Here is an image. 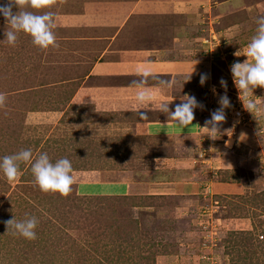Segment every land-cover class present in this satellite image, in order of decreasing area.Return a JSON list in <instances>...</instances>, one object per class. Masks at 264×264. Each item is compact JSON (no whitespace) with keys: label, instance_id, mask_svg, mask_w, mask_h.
I'll return each mask as SVG.
<instances>
[{"label":"rangeland","instance_id":"1","mask_svg":"<svg viewBox=\"0 0 264 264\" xmlns=\"http://www.w3.org/2000/svg\"><path fill=\"white\" fill-rule=\"evenodd\" d=\"M59 1L27 10L35 14L52 12L55 17ZM187 1L192 3L182 8L183 14L194 18L188 39L192 44L193 37H202L203 50L208 53L204 60L210 65L207 88L198 97L208 107L203 110L207 114L215 111L219 96L225 93L234 104L231 111L225 110L226 120L219 126L217 139L207 141V136L188 167L210 181L241 183L242 179L244 194L216 196L215 200L204 199L203 195L163 199L134 196L105 201L108 207L92 212L97 198L79 196L85 185L76 173H72L74 183L66 196L45 193L34 183L31 164L21 163L18 178L12 183L0 173V264H264V111H245L243 103L247 99L235 87L230 72L233 63L247 59L242 53L256 33L257 18L264 16V0ZM6 29V21L0 16V92L7 96L6 104L0 107V158L22 149L32 150L33 161L41 153H47L53 162L64 158L67 155L60 153V147H53V139L48 137L53 120L27 119L30 112L53 110L56 55L51 46L46 50L34 46L31 37L22 32L10 46L4 40ZM237 51L242 56H235ZM221 79L227 82L226 89ZM248 98L264 109V88L257 87ZM234 111L246 112L244 118L235 116ZM238 129L246 132L242 139L239 135L234 153L258 165L234 174L217 170L215 178L211 166L219 157H227V151L223 149L221 154L216 142L229 134L235 141ZM210 158L213 160L208 163ZM32 216L39 221L35 240L6 232L4 222ZM229 217L248 222V227L242 225L234 231L230 222H219ZM76 222L78 226L73 224ZM94 247L113 263H89L94 256L89 249ZM95 259L100 260L98 256Z\"/></svg>","mask_w":264,"mask_h":264},{"label":"crops","instance_id":"2","mask_svg":"<svg viewBox=\"0 0 264 264\" xmlns=\"http://www.w3.org/2000/svg\"><path fill=\"white\" fill-rule=\"evenodd\" d=\"M187 3L192 2L60 0L56 5L53 110L30 112L27 119L53 120L48 137L53 139V147H60V153L67 155L64 158L71 161L73 173L83 180L85 187L79 196L163 199L203 195L215 200L216 196L244 194L242 179L241 183L214 182L188 167L206 143L207 135L201 128L210 119L206 110L196 109L192 125L182 128L169 118L170 113L156 107L167 102L174 111L185 95L204 103L198 97L210 78L203 86L199 80L200 74L210 76V65L204 60L208 53L202 37H193L192 44L188 39L194 18L183 14ZM145 64L158 77L149 78L146 85L156 91L157 98L155 104L138 110L148 116L141 120L133 81L139 79L135 69ZM159 80L171 81L173 86L162 88ZM235 132V141L229 134L216 142L221 154L223 149L227 151V157H219L211 166L215 178L217 170L234 174L258 165L234 153L239 135L242 139L246 131ZM212 140L207 137V141ZM238 220L229 217L219 222H230L234 231L242 225L248 227V222Z\"/></svg>","mask_w":264,"mask_h":264},{"label":"clouds","instance_id":"3","mask_svg":"<svg viewBox=\"0 0 264 264\" xmlns=\"http://www.w3.org/2000/svg\"><path fill=\"white\" fill-rule=\"evenodd\" d=\"M52 2L53 0H0V16L5 19L7 24L4 40L10 46H14L18 34L22 32L30 36L32 44L42 50H46L50 46L57 47L53 31L57 27L54 14L52 12L35 14L33 11L27 10H39L49 6ZM14 9L17 10L14 11ZM256 24V33L242 53L247 59L243 62L237 61L230 66L235 87L247 99V103H243V106L245 110L252 114L264 111L256 101L248 98V94H253V90L257 87L264 88V16L257 18ZM234 55L237 57L242 56L240 51H237ZM193 72L194 70L188 75L187 81L191 79ZM135 75L139 77L138 80L133 81L136 88L137 114L141 120H147V114L138 110L146 105L156 103V91L146 85L149 78L156 80L158 77L149 64L138 66L135 69ZM208 79V74H200V85L203 86ZM220 84L223 88H227L225 80L221 79ZM159 85L162 88H171L173 82L159 80ZM212 91L215 95V88ZM6 101V94L0 92V107L4 106ZM218 105L219 107L210 114V119L206 120L204 126L201 127L211 139H216L215 136L218 133L219 126L226 120L225 110L231 107L230 98L226 93L219 96ZM156 107L162 113H170L169 118L175 121L177 127L183 128L192 125L195 110L198 108L203 109L204 105L198 102L195 96L185 95L181 103L175 106L174 111L169 110V103L167 102H160ZM21 163L31 164L34 183L42 192L60 193L66 196L71 191L74 177L72 175V163L68 158H60L53 163L47 153H41L33 161L31 149H22L15 154L4 156L0 158V173L9 183L18 178ZM4 223L6 232H11L13 236L22 237L26 240L37 238L36 228L39 221L35 216L23 220H17L13 217Z\"/></svg>","mask_w":264,"mask_h":264},{"label":"trees","instance_id":"4","mask_svg":"<svg viewBox=\"0 0 264 264\" xmlns=\"http://www.w3.org/2000/svg\"><path fill=\"white\" fill-rule=\"evenodd\" d=\"M207 84V83H206ZM206 85H204L203 87H205ZM206 88V87H205ZM204 88V89H205ZM51 162H53V160L51 161ZM54 163V162H53ZM89 199V198H88ZM121 199H125V200H127L128 198H97V204L95 205V207L93 208V209H90L92 212H100V211H102V210H104L103 208H106V207H108L107 206V203L105 202V201H114V200H121ZM130 199H134V198H129V200ZM151 199H153V198H151ZM90 210H88L89 212H90ZM91 212V213H92ZM90 213V214H91ZM88 221V220H87ZM68 222V221H67ZM84 222H86L85 220H84ZM99 223V222H98ZM73 224H75L76 226H78V222H76V223H73ZM79 234V233H78ZM80 234H81V236H83L84 238L85 237H87V233H83V232H80ZM89 240V239H88ZM92 253H93V255L94 256H91L92 257V261L90 262V260H89V263H99L98 261H102V262H104V263H113V262H111V261H109V259H107V257L106 256H102V255H104V252H101V250L99 249V248H96V247H94L93 249H89ZM96 256H98L99 258H100V260H98V259H95V257ZM97 261V262H96Z\"/></svg>","mask_w":264,"mask_h":264},{"label":"built area","instance_id":"5","mask_svg":"<svg viewBox=\"0 0 264 264\" xmlns=\"http://www.w3.org/2000/svg\"><path fill=\"white\" fill-rule=\"evenodd\" d=\"M233 107H234V104H231V107H230L228 110L231 111ZM229 111H228V112H229ZM245 111H246V110H245ZM242 112H244V111H242ZM234 113H235V116L239 117L240 115H242V116H240V117H243V118H244L246 112H244V113H241V112H240V113H239V112L234 111Z\"/></svg>","mask_w":264,"mask_h":264}]
</instances>
